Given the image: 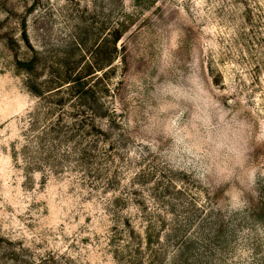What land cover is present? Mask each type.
<instances>
[{
	"label": "rangeland",
	"instance_id": "1",
	"mask_svg": "<svg viewBox=\"0 0 264 264\" xmlns=\"http://www.w3.org/2000/svg\"><path fill=\"white\" fill-rule=\"evenodd\" d=\"M0 264H264V0H0Z\"/></svg>",
	"mask_w": 264,
	"mask_h": 264
},
{
	"label": "trees",
	"instance_id": "2",
	"mask_svg": "<svg viewBox=\"0 0 264 264\" xmlns=\"http://www.w3.org/2000/svg\"><path fill=\"white\" fill-rule=\"evenodd\" d=\"M119 38V36L118 37H116V38H113L112 40H111V43H112V45H113V47H114V50H116L115 49V43H116V40ZM114 58H115V54H112V53H110V55L107 57V59H106V62L108 63V64H111L112 62H113V60H114ZM80 75V74H79ZM79 75H76L75 77H74V83H73V86H80L81 85V77L79 76ZM65 78H69V77H64L61 81H63V80H65ZM72 81V80H71ZM67 82V81H66ZM68 82H70V80L68 81ZM73 82V81H72ZM62 85V84H61ZM60 85V86H61ZM70 85V84H69Z\"/></svg>",
	"mask_w": 264,
	"mask_h": 264
}]
</instances>
